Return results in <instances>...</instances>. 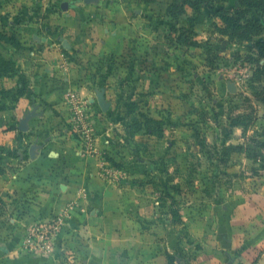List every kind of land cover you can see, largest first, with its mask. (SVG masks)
<instances>
[{
    "label": "rangeland",
    "instance_id": "obj_1",
    "mask_svg": "<svg viewBox=\"0 0 264 264\" xmlns=\"http://www.w3.org/2000/svg\"><path fill=\"white\" fill-rule=\"evenodd\" d=\"M133 1L146 6L134 12L139 48L129 43L103 57L99 45L93 47L100 59L81 62L93 90L86 99L66 94L67 118L41 96L36 107L21 108L29 80L6 72L0 58V182L17 172L19 156L35 140L54 145L59 138L54 146L61 151L76 145L85 155L95 151L109 186L105 201L119 202L121 209L107 214L93 207L85 201L88 189L79 186L57 214L24 220L17 234L0 194V264L9 262L6 248L14 243L21 246L15 255L24 254L23 264L264 260V55L256 46L264 31L253 40L231 39L217 32L221 20L206 6L200 14L187 8L173 20L167 15L171 0ZM238 2L213 4L229 8ZM183 26L209 49L179 41ZM102 90L110 104L106 111L98 102Z\"/></svg>",
    "mask_w": 264,
    "mask_h": 264
},
{
    "label": "crops",
    "instance_id": "obj_2",
    "mask_svg": "<svg viewBox=\"0 0 264 264\" xmlns=\"http://www.w3.org/2000/svg\"><path fill=\"white\" fill-rule=\"evenodd\" d=\"M144 7L133 0H0V13H4L0 14V30L14 35L20 44L17 47L0 39L5 45V51L0 48V52L27 76L35 94L33 98L22 97L20 107L26 109L31 103L37 105L35 100L41 96L47 103L61 108L67 118L64 114L68 109L66 94L77 92L86 99L93 90L83 78L81 62L100 59V55L92 50L98 45L103 57L110 51L122 50L129 43L139 48L140 25L134 12ZM59 11L61 15H58ZM58 26V30H67L78 40L71 39L66 33L57 34ZM64 41L68 47L64 46ZM82 44L90 47H81ZM54 139V145L62 141ZM34 145L33 154L29 148L25 157L19 156L22 162L17 172L0 182V194L10 208L11 232L22 234L24 220L57 214L75 197L79 186L88 189L89 196L85 194V201L93 203V207L104 209L107 214L111 210L119 213V202L108 204L105 201L109 186L99 175L95 151L85 155L81 145H76L66 152L36 140ZM59 171L64 174L60 175ZM20 248L18 243L6 248L9 262L5 264H23L24 254L15 255Z\"/></svg>",
    "mask_w": 264,
    "mask_h": 264
},
{
    "label": "trees",
    "instance_id": "obj_3",
    "mask_svg": "<svg viewBox=\"0 0 264 264\" xmlns=\"http://www.w3.org/2000/svg\"><path fill=\"white\" fill-rule=\"evenodd\" d=\"M213 1L216 0H171L167 4V15L173 20H178L177 18H180L183 13L187 12V8H190L194 14H200L203 7L206 6L212 15L218 16L221 20V24L216 25L217 32L222 35H227L231 39L253 40L255 36L260 35L264 31V23L261 19V17L264 16V0H239L236 6H231L229 8H218L213 4ZM180 30L181 32L177 36L179 41H186L188 45L209 49V44L207 42H202L193 38V35L196 34L193 29H188L183 26ZM0 39L9 41L17 47L20 45L14 35H8L1 30ZM256 46L259 53L264 55V40L258 41ZM0 58L6 67V72L9 71L8 73H19L23 77L26 76L17 69L16 64L11 59L5 58L1 52ZM262 73L263 72H261V74ZM26 84L28 87L27 90L29 91L28 98H31L34 96V93L29 84ZM160 133L162 134L163 130H160ZM108 159L113 164L123 167L122 163L117 162L113 157L109 156ZM1 203L2 201L0 199V205Z\"/></svg>",
    "mask_w": 264,
    "mask_h": 264
},
{
    "label": "water",
    "instance_id": "obj_4",
    "mask_svg": "<svg viewBox=\"0 0 264 264\" xmlns=\"http://www.w3.org/2000/svg\"><path fill=\"white\" fill-rule=\"evenodd\" d=\"M86 1H90V0H86ZM64 46L65 47H68V45L66 44V41H64ZM232 88V87H231ZM233 89V88H232ZM98 102L100 104V106L103 108L104 111L108 110L110 104L108 102H106L105 100V93H104V90H102L99 94H98ZM31 115L28 114V116L26 118H29ZM22 127L25 129V126L22 125ZM35 145L31 146L30 148V151H31V154L34 153L35 151ZM261 264H264V260L261 261Z\"/></svg>",
    "mask_w": 264,
    "mask_h": 264
},
{
    "label": "built area",
    "instance_id": "obj_5",
    "mask_svg": "<svg viewBox=\"0 0 264 264\" xmlns=\"http://www.w3.org/2000/svg\"><path fill=\"white\" fill-rule=\"evenodd\" d=\"M74 106H75L76 109L80 108V105L78 104V101H74Z\"/></svg>",
    "mask_w": 264,
    "mask_h": 264
}]
</instances>
